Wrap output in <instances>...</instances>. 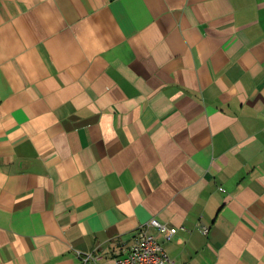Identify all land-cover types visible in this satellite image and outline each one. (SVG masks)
Masks as SVG:
<instances>
[{"label": "crops", "instance_id": "obj_1", "mask_svg": "<svg viewBox=\"0 0 264 264\" xmlns=\"http://www.w3.org/2000/svg\"><path fill=\"white\" fill-rule=\"evenodd\" d=\"M154 217L169 264H264V0H0V264Z\"/></svg>", "mask_w": 264, "mask_h": 264}, {"label": "built area", "instance_id": "obj_2", "mask_svg": "<svg viewBox=\"0 0 264 264\" xmlns=\"http://www.w3.org/2000/svg\"><path fill=\"white\" fill-rule=\"evenodd\" d=\"M152 228H156L159 233L165 234L167 240H171L178 232L177 227H172L162 223L156 217L150 219L142 225L137 234L136 242L132 248L118 256L115 264H169L172 262L164 243L160 237L151 232ZM208 229L206 228L205 231ZM93 258L92 255H82V259L86 264Z\"/></svg>", "mask_w": 264, "mask_h": 264}]
</instances>
